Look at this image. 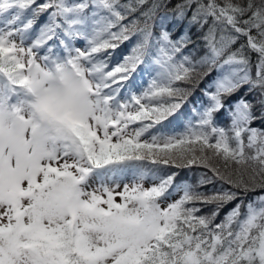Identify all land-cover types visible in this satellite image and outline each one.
<instances>
[{
  "label": "snow or ice",
  "instance_id": "obj_1",
  "mask_svg": "<svg viewBox=\"0 0 264 264\" xmlns=\"http://www.w3.org/2000/svg\"><path fill=\"white\" fill-rule=\"evenodd\" d=\"M161 7L0 0V264H264V0H179L199 59L187 32L154 31Z\"/></svg>",
  "mask_w": 264,
  "mask_h": 264
},
{
  "label": "trees",
  "instance_id": "obj_2",
  "mask_svg": "<svg viewBox=\"0 0 264 264\" xmlns=\"http://www.w3.org/2000/svg\"><path fill=\"white\" fill-rule=\"evenodd\" d=\"M152 2V0H150ZM161 2L167 3V7H161L158 12H157V18L154 21L155 23V29L154 31L159 32L163 28H168L170 31L173 33H180V32H187L191 36V42L188 45V48L186 49V54L190 53L194 58L199 59L205 51V45L202 42V32L199 29V27H191L187 21L185 20L183 23H176L174 22V17L171 14L175 4L179 2V0H161ZM167 13V18L161 22L160 17L164 16ZM190 15V13H189ZM4 21L9 19V15L5 14L3 16H0ZM40 24H43L46 22L47 17L42 16L39 18ZM39 27V25H37ZM207 29L205 28L204 31ZM135 42L129 41L120 46L114 53H113V62L122 58L123 55L127 54L129 49L131 48L132 44ZM253 59H255V56H253ZM204 71H209L208 69H205ZM216 76L215 71H211L210 75H201L198 79L194 80L190 85V97H189V102L188 105L185 108V112H188V109L192 108L194 105H199L200 103H206L207 98L203 95L204 90L207 89L212 81L214 80ZM144 79H147V76L145 75ZM143 81L138 78V83H142ZM247 92V89H243L240 92L236 93L235 96L232 97V101L230 100L229 103L235 102V100L240 97L245 95ZM249 99H252V97H249ZM257 116L259 117L260 110L257 109ZM218 124L220 126H227L230 121L228 119V115L226 112H220L218 117H217ZM182 122L177 120L173 121V124L170 126L171 128H175L177 131L182 130ZM261 125H264V120L257 119L256 122L253 124L254 127H260ZM203 169L201 168H193L190 170H182L180 174V179L184 180L187 179L192 183L196 182V179L203 173ZM209 175H211L209 173ZM221 187L227 188V185H222L219 180H216L214 183L207 185L206 188L202 189V191H212L214 189L218 190ZM256 193H249L247 196H244L243 194L241 195L240 199L234 200L228 204H226L220 211V215L217 218V223L223 219L224 215L237 203H243L247 204L250 200H253L255 197ZM175 198V197H173ZM203 209L202 214H207L209 213L214 206L212 205H200Z\"/></svg>",
  "mask_w": 264,
  "mask_h": 264
},
{
  "label": "rangeland",
  "instance_id": "obj_3",
  "mask_svg": "<svg viewBox=\"0 0 264 264\" xmlns=\"http://www.w3.org/2000/svg\"><path fill=\"white\" fill-rule=\"evenodd\" d=\"M4 21L1 20V26L0 27H5V24L3 23Z\"/></svg>",
  "mask_w": 264,
  "mask_h": 264
}]
</instances>
